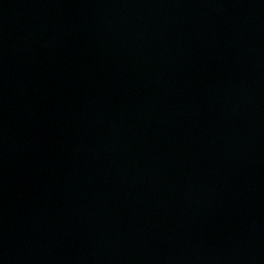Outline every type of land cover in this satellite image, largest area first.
I'll return each instance as SVG.
<instances>
[{"label": "water", "instance_id": "water-1", "mask_svg": "<svg viewBox=\"0 0 264 264\" xmlns=\"http://www.w3.org/2000/svg\"><path fill=\"white\" fill-rule=\"evenodd\" d=\"M0 264H264V0H0Z\"/></svg>", "mask_w": 264, "mask_h": 264}]
</instances>
